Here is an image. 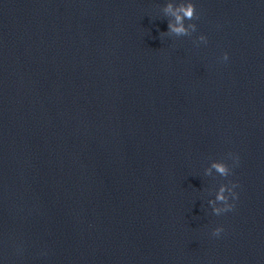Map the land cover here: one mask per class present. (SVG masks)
Returning a JSON list of instances; mask_svg holds the SVG:
<instances>
[{"label":"water","instance_id":"1","mask_svg":"<svg viewBox=\"0 0 264 264\" xmlns=\"http://www.w3.org/2000/svg\"><path fill=\"white\" fill-rule=\"evenodd\" d=\"M164 3L0 0L3 264H264V0Z\"/></svg>","mask_w":264,"mask_h":264},{"label":"clouds","instance_id":"2","mask_svg":"<svg viewBox=\"0 0 264 264\" xmlns=\"http://www.w3.org/2000/svg\"><path fill=\"white\" fill-rule=\"evenodd\" d=\"M161 11L167 17L166 33L183 36L190 35L191 32L196 31L195 23H185L186 20L191 21L196 15L193 0H165ZM196 42L207 43V37L204 34H200L196 37ZM221 58L226 61L228 54L224 53ZM227 156L231 159L233 166L238 163L239 156L237 154L228 153ZM214 173L220 177H228L232 173V167L224 159H213L204 168V174L210 176ZM236 187V182L229 180L227 183H220L215 188L214 197L207 201L213 214L220 215L233 208L237 199ZM223 231L222 226H216L212 229V235L219 236ZM0 264H3L2 260H0Z\"/></svg>","mask_w":264,"mask_h":264}]
</instances>
